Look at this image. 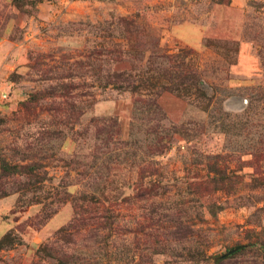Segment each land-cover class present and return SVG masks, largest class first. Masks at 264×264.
<instances>
[{"label":"rangeland","instance_id":"1","mask_svg":"<svg viewBox=\"0 0 264 264\" xmlns=\"http://www.w3.org/2000/svg\"><path fill=\"white\" fill-rule=\"evenodd\" d=\"M0 264H264V0H0Z\"/></svg>","mask_w":264,"mask_h":264},{"label":"trees","instance_id":"2","mask_svg":"<svg viewBox=\"0 0 264 264\" xmlns=\"http://www.w3.org/2000/svg\"><path fill=\"white\" fill-rule=\"evenodd\" d=\"M126 24H128V23H126ZM141 52H142L141 53V58L139 60L140 62L143 60L142 58H143V55L145 54L146 51L142 50ZM150 58L147 61L148 63L150 62ZM157 58H160L162 60H166L167 62L170 63V60H168L170 58H168L167 56L161 55V56H159ZM117 62H124V61L121 58H119L117 60ZM128 64L131 66V68L129 70H122V72H120V74L114 76V81L113 82H111V80L109 81V82H111L109 84L113 85V88L119 89V90H121V89L122 90L131 89V91H133L135 89V86H134L135 85V79L133 78L132 71H131L133 65L130 62H128ZM135 69H137V68L135 67ZM166 71L170 72V71H172V69L166 68ZM153 72L154 73H158V72H155L154 69H153ZM164 80H166L167 82L170 83V78H164ZM154 86L157 87L160 90V92L172 91V88L167 83H164L163 85H159V86H156V85H154ZM154 103H156L155 100H154ZM10 169L13 170V168H9V167H7L5 165L2 166V170L5 171V172H9V171L11 172ZM159 186H160V181L159 180H154V182H152V185L150 187L151 188H154V187L159 188ZM142 189H143V191L146 190L145 187L142 188ZM88 213L89 214L85 213L86 216H83V214H82V217H83L81 219L82 221L84 220V218H86L87 220L95 221V222L99 221L100 218L96 214L90 213V212H88Z\"/></svg>","mask_w":264,"mask_h":264}]
</instances>
